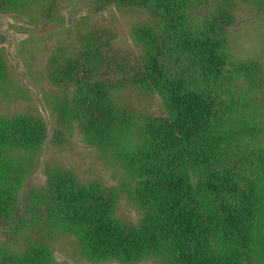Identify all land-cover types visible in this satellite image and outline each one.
Masks as SVG:
<instances>
[{
	"label": "trees",
	"instance_id": "obj_1",
	"mask_svg": "<svg viewBox=\"0 0 264 264\" xmlns=\"http://www.w3.org/2000/svg\"><path fill=\"white\" fill-rule=\"evenodd\" d=\"M52 2L0 0V15L33 22ZM87 2L97 14L132 10L148 20L132 28L134 53L95 22L50 53L45 75L61 93L52 143L74 130L118 165L141 218H118L115 188L60 167L26 187L45 120L32 111L0 117V264H57L50 243L60 234L93 264H264V66L232 57L226 38L234 8L264 15V0ZM124 89L157 96L160 109L117 103ZM6 90L0 56V101Z\"/></svg>",
	"mask_w": 264,
	"mask_h": 264
},
{
	"label": "rangeland",
	"instance_id": "obj_2",
	"mask_svg": "<svg viewBox=\"0 0 264 264\" xmlns=\"http://www.w3.org/2000/svg\"><path fill=\"white\" fill-rule=\"evenodd\" d=\"M51 4L47 17L33 22L21 14L0 15V56L7 75L6 96L0 101V117L32 111L39 113L47 126L45 144L29 163L26 187L41 186L47 167L67 170L83 183L97 179L118 191L116 216L136 223L141 218V211L124 190L127 180L118 165L103 160L101 154L86 145L74 130L64 131V141L53 145V136L58 129L53 109L58 106L61 93L49 83L45 64L56 47L70 45L91 22L113 30L117 47L134 53L137 47L132 28L148 18L132 10L97 14L90 10L87 0H55ZM233 13L234 22L226 36L229 52L236 59L254 58L264 66V15L242 3L234 8ZM113 97L117 103L135 110L156 112L161 107L157 96H140L130 89L116 92ZM50 244L57 264H93L80 254L71 237L60 234Z\"/></svg>",
	"mask_w": 264,
	"mask_h": 264
}]
</instances>
